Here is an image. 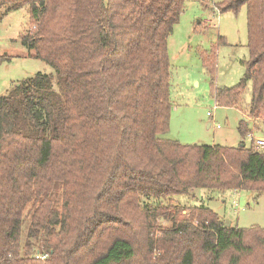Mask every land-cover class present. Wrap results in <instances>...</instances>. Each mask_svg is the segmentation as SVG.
<instances>
[{"label":"trees","instance_id":"1","mask_svg":"<svg viewBox=\"0 0 264 264\" xmlns=\"http://www.w3.org/2000/svg\"><path fill=\"white\" fill-rule=\"evenodd\" d=\"M25 6L20 43L54 73L0 95V264H264V228L171 200L198 188L264 194V151L253 144L166 137L167 40L185 0H0V15ZM242 6L245 71L214 97L237 105L251 82L248 114L262 120L264 0L217 3L219 12ZM202 59L213 76L214 52ZM237 130L252 133L244 120ZM157 219L170 224L154 235ZM32 243L39 255H21Z\"/></svg>","mask_w":264,"mask_h":264},{"label":"rangeland","instance_id":"2","mask_svg":"<svg viewBox=\"0 0 264 264\" xmlns=\"http://www.w3.org/2000/svg\"><path fill=\"white\" fill-rule=\"evenodd\" d=\"M221 1L185 0L184 11L167 40L171 111L166 137L183 144L237 147L243 142L248 147L252 140L247 135L243 138L239 135L237 125L240 120L251 129L252 139H264V119L256 120L248 114L251 82L247 83L237 105L221 106L214 97L213 87H230L241 79L245 71L242 61L249 57L246 8L242 6L238 12H219L217 3ZM29 23L27 6L0 15V56L9 57V60L0 62V95H6L15 84L38 72L54 73L43 60L28 56L27 49L21 45L20 33L30 26ZM220 37L224 43L220 42ZM211 51L215 54L213 76L202 61L203 53ZM208 122L211 125L207 127ZM216 124H219L218 128ZM171 200L184 208L205 205L222 220L229 221L228 225L232 227L264 228V194L257 195L250 190L220 193L198 188L175 195ZM169 224L157 219L154 235L160 227ZM28 226L26 216L20 237L22 247ZM32 245L28 251L23 248L21 255H35L40 246L38 243Z\"/></svg>","mask_w":264,"mask_h":264},{"label":"built area","instance_id":"3","mask_svg":"<svg viewBox=\"0 0 264 264\" xmlns=\"http://www.w3.org/2000/svg\"><path fill=\"white\" fill-rule=\"evenodd\" d=\"M208 115H211V113L207 112ZM217 127H219V124H216ZM248 138H250L252 140V144L254 145V147L258 150H262L264 151V139L258 138V139H252V137L250 135ZM37 255H39V253H37ZM41 258L44 259L46 257V254H40Z\"/></svg>","mask_w":264,"mask_h":264},{"label":"crops","instance_id":"4","mask_svg":"<svg viewBox=\"0 0 264 264\" xmlns=\"http://www.w3.org/2000/svg\"><path fill=\"white\" fill-rule=\"evenodd\" d=\"M212 31H213V30H212ZM210 125H211V123L208 122V123H207V127L210 126ZM216 127H217V126H216ZM217 128H218V127H217ZM251 134H252V133H250V134H248V135L251 136ZM219 145H220V144H219Z\"/></svg>","mask_w":264,"mask_h":264},{"label":"water","instance_id":"5","mask_svg":"<svg viewBox=\"0 0 264 264\" xmlns=\"http://www.w3.org/2000/svg\"><path fill=\"white\" fill-rule=\"evenodd\" d=\"M228 224H229V221H226V222H225V225H228Z\"/></svg>","mask_w":264,"mask_h":264}]
</instances>
